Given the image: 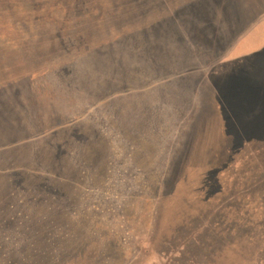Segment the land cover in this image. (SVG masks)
I'll use <instances>...</instances> for the list:
<instances>
[{
    "label": "rangeland",
    "instance_id": "1",
    "mask_svg": "<svg viewBox=\"0 0 264 264\" xmlns=\"http://www.w3.org/2000/svg\"><path fill=\"white\" fill-rule=\"evenodd\" d=\"M261 47L264 0H0V264H264Z\"/></svg>",
    "mask_w": 264,
    "mask_h": 264
},
{
    "label": "crops",
    "instance_id": "2",
    "mask_svg": "<svg viewBox=\"0 0 264 264\" xmlns=\"http://www.w3.org/2000/svg\"><path fill=\"white\" fill-rule=\"evenodd\" d=\"M261 48L257 50L263 54L260 57L262 60L258 62V67L244 73L240 70L239 73L235 74L233 81L235 83L234 95L243 96L241 98L243 103L241 116L243 118L249 117L250 132L256 133L253 139L257 141H264V47ZM247 108H249V115L246 114ZM237 115L234 118L236 124Z\"/></svg>",
    "mask_w": 264,
    "mask_h": 264
},
{
    "label": "trees",
    "instance_id": "3",
    "mask_svg": "<svg viewBox=\"0 0 264 264\" xmlns=\"http://www.w3.org/2000/svg\"><path fill=\"white\" fill-rule=\"evenodd\" d=\"M183 39V38H182ZM154 47L155 48H160V49H162V46H160V45H154ZM234 100H235V98H234ZM236 111V110H235ZM238 117H240V115H238ZM239 122V123H238ZM244 124V123H243ZM233 125H234V136L233 135H231L230 134V136H232L233 138H241V134H243L244 136H245V133H246V131H248L249 129H250V124H246L247 126H245V127H243L242 126V123L238 120V118H237V124L235 123V119L233 120ZM255 135H256V133H255ZM252 137H254V135L253 136H251V138ZM239 138V139H240ZM253 139V138H252ZM262 142H264V141H262Z\"/></svg>",
    "mask_w": 264,
    "mask_h": 264
}]
</instances>
